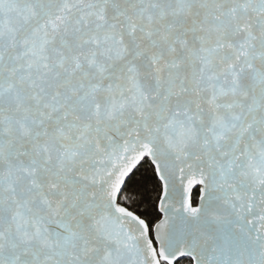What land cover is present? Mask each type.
Listing matches in <instances>:
<instances>
[{"label": "snow or ice", "instance_id": "6c2138e0", "mask_svg": "<svg viewBox=\"0 0 264 264\" xmlns=\"http://www.w3.org/2000/svg\"><path fill=\"white\" fill-rule=\"evenodd\" d=\"M0 264H264V0H0Z\"/></svg>", "mask_w": 264, "mask_h": 264}]
</instances>
